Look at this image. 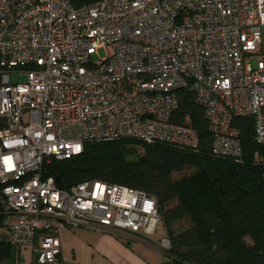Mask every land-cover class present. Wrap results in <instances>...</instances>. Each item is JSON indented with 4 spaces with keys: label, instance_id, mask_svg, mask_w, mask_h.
I'll use <instances>...</instances> for the list:
<instances>
[{
    "label": "built area",
    "instance_id": "2783aa9c",
    "mask_svg": "<svg viewBox=\"0 0 264 264\" xmlns=\"http://www.w3.org/2000/svg\"><path fill=\"white\" fill-rule=\"evenodd\" d=\"M181 90L204 110L214 157L241 162L236 118H252L264 146V0H0V213L9 244L30 248L33 264H55L66 229L151 243L161 223L154 198L101 181L59 189L43 166L85 143L197 150L192 118L179 114Z\"/></svg>",
    "mask_w": 264,
    "mask_h": 264
},
{
    "label": "trees",
    "instance_id": "16d2710c",
    "mask_svg": "<svg viewBox=\"0 0 264 264\" xmlns=\"http://www.w3.org/2000/svg\"><path fill=\"white\" fill-rule=\"evenodd\" d=\"M177 95L179 114H190L198 134L197 150L132 140L85 143L81 154L45 164L43 177L59 178L65 189L101 181L154 198L169 241L162 264H264V162L255 161L261 147L253 140V119L233 121L240 131L241 162L216 158L203 108L191 92ZM2 221L0 213V226ZM0 248L4 259L10 245Z\"/></svg>",
    "mask_w": 264,
    "mask_h": 264
},
{
    "label": "crops",
    "instance_id": "0c3cea01",
    "mask_svg": "<svg viewBox=\"0 0 264 264\" xmlns=\"http://www.w3.org/2000/svg\"><path fill=\"white\" fill-rule=\"evenodd\" d=\"M255 161L264 162V146L261 148V155L255 156ZM59 240L61 252L55 264H162L165 262L160 263L159 255L164 254L157 244L153 241L146 242L126 231L80 227L64 230L59 235ZM10 249L11 247L4 259L9 257ZM18 254H21V248H18Z\"/></svg>",
    "mask_w": 264,
    "mask_h": 264
},
{
    "label": "rangeland",
    "instance_id": "374dc122",
    "mask_svg": "<svg viewBox=\"0 0 264 264\" xmlns=\"http://www.w3.org/2000/svg\"><path fill=\"white\" fill-rule=\"evenodd\" d=\"M99 53L101 58L104 57V51H100ZM252 63L254 64L255 60H253ZM25 79H26L25 76L12 77V81L15 82H24ZM138 152L141 153V149H138ZM166 237H167V232L164 228V225L160 223L159 230L155 233V235L152 237L151 240L154 242V244H157L158 247H160L159 244L162 238H166ZM0 244H4V245L9 244L8 232L2 226H0ZM10 247L11 249L9 252V257L7 259L0 260V264H32L31 251L29 248H21V254L19 255L18 248L16 246L11 245ZM159 256H160V263L166 260L165 256L161 255V253Z\"/></svg>",
    "mask_w": 264,
    "mask_h": 264
},
{
    "label": "water",
    "instance_id": "95a60500",
    "mask_svg": "<svg viewBox=\"0 0 264 264\" xmlns=\"http://www.w3.org/2000/svg\"><path fill=\"white\" fill-rule=\"evenodd\" d=\"M55 181H56L57 187H58L59 189H61V188H62V184H61L59 178H55Z\"/></svg>",
    "mask_w": 264,
    "mask_h": 264
}]
</instances>
